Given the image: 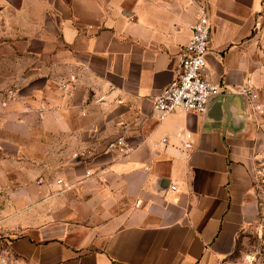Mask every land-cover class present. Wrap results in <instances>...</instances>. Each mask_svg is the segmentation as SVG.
<instances>
[{"label":"crops","instance_id":"obj_1","mask_svg":"<svg viewBox=\"0 0 264 264\" xmlns=\"http://www.w3.org/2000/svg\"><path fill=\"white\" fill-rule=\"evenodd\" d=\"M206 1L203 76L224 96L159 120L153 100L180 69L198 0H0L10 260L240 264L260 208L239 94H264V0ZM119 136L125 157L109 148Z\"/></svg>","mask_w":264,"mask_h":264},{"label":"built area","instance_id":"obj_2","mask_svg":"<svg viewBox=\"0 0 264 264\" xmlns=\"http://www.w3.org/2000/svg\"><path fill=\"white\" fill-rule=\"evenodd\" d=\"M212 32L209 5L206 0H198L197 18L191 26L190 39L180 51V69L153 100V109L159 120L177 110L204 114L210 98L223 92L219 84L203 76ZM240 93L248 98L251 107H259L257 103L260 100V94L256 88L245 85ZM193 144L191 135L187 134L182 141V149L186 154L193 149ZM109 148L118 150L124 157L131 150L122 136L111 141ZM58 183H61V180ZM173 188L175 189L176 186Z\"/></svg>","mask_w":264,"mask_h":264},{"label":"rangeland","instance_id":"obj_3","mask_svg":"<svg viewBox=\"0 0 264 264\" xmlns=\"http://www.w3.org/2000/svg\"><path fill=\"white\" fill-rule=\"evenodd\" d=\"M5 37L0 35V43ZM5 63V64H3ZM7 75V63L0 59V80ZM7 83L0 82V91ZM4 86V87H5ZM259 107H250V131L247 138L251 142H244L249 154V164L254 179L255 198L259 204L260 213L255 222L243 229L238 237L233 259L240 264H264V94L257 103ZM2 136V135H1ZM7 159V146L0 148V164L7 169V164L1 163ZM7 162V161H6ZM0 182V264H17L8 257L7 239L13 235L7 234V190Z\"/></svg>","mask_w":264,"mask_h":264},{"label":"water","instance_id":"obj_4","mask_svg":"<svg viewBox=\"0 0 264 264\" xmlns=\"http://www.w3.org/2000/svg\"><path fill=\"white\" fill-rule=\"evenodd\" d=\"M239 95H241L242 101H243V109L242 110H244L245 112H247V109L249 107L248 98L246 96L242 95V94H239ZM223 96H224V94L222 92V93H220L218 95H215V96L211 97L210 100H209V102H208L207 109H206V111H205L204 114H207L209 112V109L211 108L212 104L214 102H216L217 100L223 98ZM230 101H231V99H228L227 102H226V104H229Z\"/></svg>","mask_w":264,"mask_h":264}]
</instances>
